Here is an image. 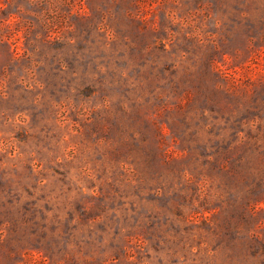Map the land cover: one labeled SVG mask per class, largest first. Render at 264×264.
<instances>
[{"label": "rangeland", "instance_id": "374dc122", "mask_svg": "<svg viewBox=\"0 0 264 264\" xmlns=\"http://www.w3.org/2000/svg\"><path fill=\"white\" fill-rule=\"evenodd\" d=\"M0 264H264V0H0Z\"/></svg>", "mask_w": 264, "mask_h": 264}]
</instances>
